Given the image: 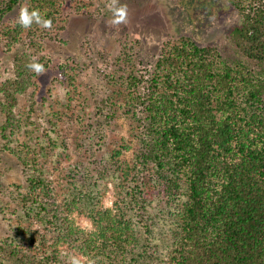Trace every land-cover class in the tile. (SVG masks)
Instances as JSON below:
<instances>
[{"label":"trees","instance_id":"16d2710c","mask_svg":"<svg viewBox=\"0 0 264 264\" xmlns=\"http://www.w3.org/2000/svg\"><path fill=\"white\" fill-rule=\"evenodd\" d=\"M219 1L239 15L229 35L243 60L201 44L208 21L194 15L210 14L207 0H188V34L165 42L149 62L123 52L108 63L111 81L89 86L92 129L68 167L60 166L70 145L56 102L71 106L75 95L71 60H61L62 90L41 98L39 74L27 64L37 57L48 67L45 50L14 57L0 87V140L18 159L23 182L12 186L20 221L0 237V264H71L72 257L80 264H264V0ZM61 2L1 0L0 27L25 4L61 28ZM45 30L18 22L2 28L9 51L25 41L39 47ZM118 112L133 127L134 148L109 146ZM110 180L115 200L102 208ZM75 211L94 229L77 225Z\"/></svg>","mask_w":264,"mask_h":264},{"label":"rangeland","instance_id":"374dc122","mask_svg":"<svg viewBox=\"0 0 264 264\" xmlns=\"http://www.w3.org/2000/svg\"><path fill=\"white\" fill-rule=\"evenodd\" d=\"M111 3L112 0H63L60 19L63 27L45 30V38H38L39 47L25 41L24 45L13 46L11 51L7 50L8 38L2 28L9 30L14 27L19 10L22 6L25 7V4H19L8 12L3 20V26L0 27V87L12 76L13 59L18 53L31 51L39 54L44 49V54L49 60L45 72L38 77L39 96L43 98L58 95L62 90L59 82L62 78V57L71 60L70 75L77 76L73 91L75 95H72L71 106L63 105L61 98L57 99L58 103L56 102V107L59 105L62 113L58 122L61 125L64 123V133L68 136L70 145L68 151L70 157L63 155L60 158V166L63 168L83 155L84 150L81 146L83 133L92 129L95 110V106L90 104L92 96L88 92L89 86H97L95 89L98 90L104 83L111 81L107 70L108 63L111 64L123 52L138 54L143 62H149L161 53L165 42L188 34L185 30L187 17L184 13L189 7L192 8L188 6V0H117L118 5L127 8V22L119 25H113L111 22L112 15L109 12ZM205 8L210 14H205L203 12L205 10L196 9L194 15L195 20L203 23L208 21L205 28L200 31L201 44L216 47L220 54L230 61L243 60L229 35L232 26L239 21V15L235 11L228 13L219 0H207ZM204 14L207 16L204 17ZM98 92H94V96ZM26 103L25 98H21L20 110L25 109ZM117 114L119 117L116 118V124L109 130L107 137L112 148L122 142L132 144L134 139L133 127L127 117L122 112ZM55 120L57 121V118ZM95 129L90 136L94 134ZM134 146L135 143L132 144L133 148ZM133 152L134 149L126 152L125 158L130 159ZM53 179L55 181L61 179V174L57 170H54ZM22 182L23 173L18 159L11 152L3 151L0 140V237L8 233L10 225L14 226L20 221L14 204L12 186ZM114 200L115 184L110 180L99 206L110 208ZM72 216L76 224L83 229H94L91 218L84 212L75 211ZM33 226L41 227L39 222ZM79 257L85 259L82 255Z\"/></svg>","mask_w":264,"mask_h":264},{"label":"clouds","instance_id":"9594fccd","mask_svg":"<svg viewBox=\"0 0 264 264\" xmlns=\"http://www.w3.org/2000/svg\"><path fill=\"white\" fill-rule=\"evenodd\" d=\"M109 12L112 15V24L119 25L127 22V8L122 5H118L117 0H112L109 5ZM18 24L24 28L28 29L35 23L41 28L50 29L52 27V20L46 18L45 14L41 13L39 9H31L22 6L19 10ZM27 67L37 74H42L45 72L44 66L38 62L37 57H32ZM71 264H80L78 258L72 257Z\"/></svg>","mask_w":264,"mask_h":264}]
</instances>
